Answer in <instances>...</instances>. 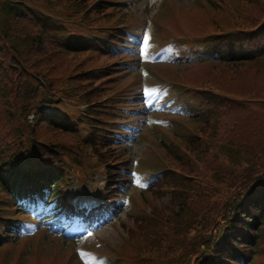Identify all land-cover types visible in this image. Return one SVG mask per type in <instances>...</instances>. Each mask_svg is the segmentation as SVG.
Wrapping results in <instances>:
<instances>
[{"label": "trees", "instance_id": "1", "mask_svg": "<svg viewBox=\"0 0 264 264\" xmlns=\"http://www.w3.org/2000/svg\"><path fill=\"white\" fill-rule=\"evenodd\" d=\"M244 1L241 3L245 4L246 8L235 12L239 17L244 15L245 22L251 29L258 28L257 33L264 35V24L259 27L264 12L261 18L247 12L253 5L259 7L258 1L247 0L243 3ZM14 2L16 5L23 4L21 0ZM16 16L33 30L34 34H31V38L35 43H32L31 38H27L26 34V42L20 40L22 32L18 37L8 33L7 30L15 29L30 35V31H26L25 27L18 24L21 21L16 19ZM36 22L33 16L24 17L15 9L9 8L7 12L2 11L0 14V31L7 33L5 35L9 39L8 48L13 50L12 53L0 46V86L3 84V89L0 90V161L5 160L7 163L12 157L23 158L30 153L40 158L49 157L56 148L63 146L60 143L65 142L51 135H58L60 124L49 120L41 112V108L36 106L35 89L38 83L37 80L33 83L32 74L34 76L38 74L45 79L49 97L57 94L56 89L64 88L70 92L67 94H82L76 78L70 77L73 75L72 72H78L86 64L81 53L69 54L50 44L48 51L39 50L45 51L48 59L39 58L35 63L36 69L27 68L26 58L23 56L31 55L33 53L31 51L38 52L34 46H41L47 39L39 30V28L43 30L44 26L41 22L40 24ZM245 33L241 41L255 39L250 31ZM256 39L259 40L257 36ZM53 57L64 61L65 68L59 71L57 66H52L50 60H53ZM261 57L260 60L264 62V55ZM241 63L244 62L227 61L223 64L236 66ZM23 65L26 67L23 68ZM30 70L34 73H30ZM64 76L68 78L61 83L60 79ZM83 83L80 82L81 85ZM251 83L249 86L246 85L250 91L246 95H236L237 103L231 102L223 112L224 115L220 112L217 117L211 119L199 115L182 120L181 124L185 122L197 125L194 124L195 131L192 130L193 132L187 137L182 138L185 148L178 141V143H162L176 163V167H171L177 180L176 183L173 182V186L178 187L182 192L172 195L173 205L165 206L161 209L162 213L154 208L160 221L151 223L147 221L143 225H137V228L145 233V237L141 238L145 239L151 248L160 249L161 246H166L162 251L164 255L178 254L177 250L185 251L182 246L185 247L189 242L194 249L192 254L195 257L199 253V248L196 249L198 240L203 242V236L210 232L213 237V229L225 226V242L217 248L212 247L215 258L236 262L237 255L233 253L232 248L228 250L230 253L227 257L221 255L222 252L227 251V243H229L233 247L239 246L247 260L261 258L260 262L264 264V193L253 195L259 192L261 187L264 189V148L261 145L264 139L254 138L259 133L264 135V96L260 94L256 84ZM254 106L258 107V110L253 109ZM248 108L251 111L246 110ZM30 112L34 114L33 122L26 119ZM258 112L263 114V117H257ZM89 115L96 119V114L93 112ZM92 134L95 135L96 132L93 131ZM108 145L109 143L102 139L99 146L91 144L87 147L91 151L94 150L92 152L95 156H103L102 154L109 153L110 149L106 150ZM115 160L118 161L117 158ZM237 183L240 184L238 193ZM246 195L248 197L244 198ZM230 210H234L236 215L230 214ZM220 231L217 230L218 233ZM134 237L135 234L132 233L131 238ZM217 258L212 264H221V260ZM197 260L196 258L195 262Z\"/></svg>", "mask_w": 264, "mask_h": 264}, {"label": "rangeland", "instance_id": "2", "mask_svg": "<svg viewBox=\"0 0 264 264\" xmlns=\"http://www.w3.org/2000/svg\"><path fill=\"white\" fill-rule=\"evenodd\" d=\"M16 0H0V14L3 12H7L8 9H15L16 11L20 12V5H16ZM23 1V0H21ZM25 3H28L29 7H35L36 9L39 8L40 4L42 2H45L47 0H24ZM50 3H52V6H56L58 8H67L68 12L72 13V10L74 9H84L89 4L92 3L94 0H48ZM163 0H151V6L147 4V0H135V3H137V7L134 8V11L139 14L140 17L144 19V16L150 15L152 12H155V16L152 21V25L154 24V27H156L157 24L161 27L162 31L165 32V35L167 36L171 35V37H174V39H181L185 37H203L206 36V34L214 33L217 29H229L232 26H242V17H239L238 13L242 9L246 8L245 4H242L241 2H238L237 0H212L213 5H215V9H211L208 6L204 4H197V0H170L172 4L168 5V7L164 8L162 11H158L160 4ZM247 1V0H245ZM245 1L243 3H245ZM258 6L253 5L251 6L247 12L253 14L256 17H263L264 12V0H257ZM63 2V5H60V3ZM173 2H176L174 4ZM66 3V4H65ZM176 5L177 7H175ZM220 5L222 7L220 8ZM261 7V8H260ZM47 11L46 7L43 6L38 9V15H40L42 18L43 12ZM237 11V12H235ZM37 12V10H36ZM33 11V13H36ZM162 13V15H161ZM244 16V15H243ZM16 19L20 20L21 23H18L22 27L26 28V31H30V35L34 32L33 30L28 26L26 22H22V19L18 16L15 17ZM237 18V19H236ZM264 20V17L261 18V20ZM262 20V21H263ZM261 21V22H262ZM245 22V17H244ZM228 26V27H227ZM244 26L249 27L247 22H245ZM10 35H13L15 37L20 36V40L23 42H26L25 40V34L27 38H31L29 33H25L22 30H7ZM0 46L2 48H6L9 52L13 53V50L8 48L7 40L8 37H6V32L0 31ZM155 32V31H154ZM161 32V31H160ZM158 35V33H156ZM161 35V34H160ZM25 40V41H24ZM32 40V38H31ZM182 40V39H181ZM32 43H35L33 40ZM17 44V43H16ZM37 51H31L33 52L31 55L28 54L26 58V65L27 68H35L36 61L41 59H48L45 55V51H39L41 49H44L48 51L49 47L44 43L41 46H34ZM3 51V49L1 50ZM22 58V57H21ZM23 59V58H22ZM24 60V59H23ZM48 63V62H47ZM50 63L52 66H57L59 68V71L61 68L64 67V61H59L57 58L53 57V60H50ZM50 67V65L48 64ZM165 68H158V70L161 72L162 76L169 80H175L177 85L179 86H189L193 88L197 87H203L204 89H212L213 91H217L220 96L213 95L212 93L209 94L204 89L200 91V106L203 110V113H205V116H207L209 119L212 117H217L218 114L221 112L222 115L223 112L227 109V107L231 104V102L237 103L236 95H246L250 91V88H248L246 85L256 84L258 87L260 94L264 96V62L260 60L258 63H252V62H244L239 65H233V64H222L218 62L213 63H201V64H195L193 66L188 67H169L167 65ZM26 67L23 65V68ZM94 67V64H84L82 69L79 70L77 73H80L81 71L88 70ZM156 69V71H158ZM28 73V72H26ZM30 73L32 70H30ZM73 75L76 74V71L72 72ZM5 76V75H4ZM17 76V74H16ZM34 76V74H32ZM36 76H40L36 74ZM65 77V76H64ZM64 77H62L60 80H62ZM75 79V78H74ZM158 79H161L158 77ZM77 83L80 85V91L82 94V100L83 102L88 101L89 103H92L97 100L93 94L89 91L90 87L83 86L80 84V82L86 81V79H77ZM255 87V86H254ZM184 88V87H183ZM261 88V90L259 89ZM3 89V84L0 86V90ZM190 91H193L190 89ZM212 91V92H213ZM193 95L191 92L189 96ZM57 96H61L58 94ZM134 100L131 103L132 106H135L141 104V108L146 110V108H150L149 105H146L145 103H142L140 100V96L136 95L133 97ZM58 99V98H57ZM59 101V100H57ZM138 101V102H137ZM153 99L150 100V103H152ZM221 101V103H219ZM192 105L195 107L198 104L195 102H192ZM156 110L159 109V107H155ZM253 109L258 110V107L254 106ZM48 111L52 110V106L47 107ZM251 111L250 108L246 109ZM136 114L143 115L142 120H140V124L142 126H145L146 123L145 117L146 112L139 110ZM259 114V112H258ZM263 117V114L257 115V117ZM158 119L154 116L149 115L148 122L150 125L155 122V120ZM31 120V118L29 119ZM182 122V121H181ZM177 122L175 125L174 123L167 122L164 124L167 126L166 128L170 129L168 130H161L158 129V132L152 133L151 127L149 135L150 137L146 138L147 140H143L140 143H137L134 145L130 144L126 149L127 153L130 155L131 159H134L138 162L137 167L138 168H144L148 170H152L155 167L160 166V163L163 165H167L168 167H176V163L174 162L172 155H169L166 150L159 146V143L161 140H164L166 144H169L170 141H173L174 143H180L184 148L185 145L182 143V138H185L189 135V133L195 131V123H185L183 122ZM195 124V125H194ZM197 126V125H196ZM54 137H59V139H62L66 143H70L71 140L66 137L65 135H62L58 132L57 134H51ZM202 138H205L202 134H199ZM256 139H264V135L259 133L257 137H254ZM208 140V139H206ZM148 141L152 142V145L149 147ZM176 141V142H175ZM178 141V142H177ZM262 147L264 148V143H261ZM163 148V149H162ZM264 154V153H263ZM104 158V157H103ZM85 161H89V158L85 159ZM110 162H113L114 160H109ZM81 162H84V160L81 159ZM96 179H100L99 175L95 176ZM138 178V177H137ZM136 183V182H135ZM140 186L142 183H138ZM124 186L119 194L120 197L122 196V201L126 197L127 194L131 195V199L128 200L129 204L127 206V209L131 206L134 207L136 211L139 212H154V208L158 209L161 213L165 206H171L173 205L172 197L170 195H162L160 197H156L155 195L146 194L144 198V202L140 199L141 196L136 195L137 192H133L132 194L129 192V188H125ZM79 189V187H75V190ZM74 193H77L73 191ZM161 213H159L161 215ZM156 214V213H155ZM157 215V214H156ZM158 216V215H157ZM159 217V216H158ZM127 220L126 217V210H120L116 214L115 221L104 225L100 227L93 228L86 236L81 237V242L84 243L86 247H92L100 252L108 253L114 256L115 248L116 253L118 255L128 259L131 258L132 260L136 259L135 254L133 253V249L130 245V241L127 240L126 236V227L121 226V223H126ZM141 225H143L145 222H139ZM123 227V228H122ZM84 238H87L84 242ZM31 242V243H29ZM34 240L31 241H22L18 244H13L8 247L2 248L0 251V264H29V261L31 264H38L36 262V257H38V254L35 252V249L33 248L32 251L29 249L27 256L28 261L25 262H16L20 259H24L21 255V251L24 247L29 243L33 244ZM139 245V243H137ZM61 243L60 241H57V246L54 245V243H51V245L44 247V251L42 252L41 259H44L42 263H48V264H57L61 263L64 259L62 256V253L58 251L60 249ZM126 245L124 248L123 246ZM42 247V243H41ZM58 248V249H57ZM119 248H122L124 250H120ZM134 248V247H133ZM53 253L52 256L51 255ZM134 256V257H133ZM157 256V254L155 255ZM135 261V260H134ZM261 261V258H256L255 262ZM41 264V263H40Z\"/></svg>", "mask_w": 264, "mask_h": 264}]
</instances>
